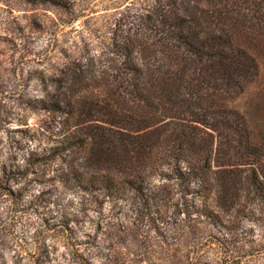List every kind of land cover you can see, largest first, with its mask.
Listing matches in <instances>:
<instances>
[{
	"label": "trees",
	"instance_id": "16d2710c",
	"mask_svg": "<svg viewBox=\"0 0 264 264\" xmlns=\"http://www.w3.org/2000/svg\"><path fill=\"white\" fill-rule=\"evenodd\" d=\"M24 1L79 17L74 0ZM105 46L46 93L77 180L131 190L163 264H264V128L228 105L264 74V0H132Z\"/></svg>",
	"mask_w": 264,
	"mask_h": 264
},
{
	"label": "rangeland",
	"instance_id": "374dc122",
	"mask_svg": "<svg viewBox=\"0 0 264 264\" xmlns=\"http://www.w3.org/2000/svg\"><path fill=\"white\" fill-rule=\"evenodd\" d=\"M130 1L74 0L70 20L52 6L0 0V264L98 263L110 249L133 264L164 262L162 236L131 190L107 195L77 180V154L63 150L61 114L46 96L64 63L105 49ZM263 80L262 65L228 102L254 132L264 128Z\"/></svg>",
	"mask_w": 264,
	"mask_h": 264
}]
</instances>
